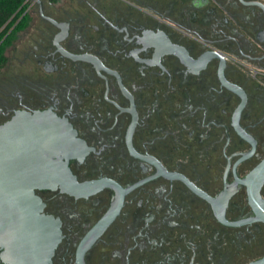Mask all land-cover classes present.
I'll return each instance as SVG.
<instances>
[{
  "label": "flooded vegetation",
  "instance_id": "af4514ba",
  "mask_svg": "<svg viewBox=\"0 0 264 264\" xmlns=\"http://www.w3.org/2000/svg\"><path fill=\"white\" fill-rule=\"evenodd\" d=\"M1 44L0 126L49 112L86 191L39 188L33 264H246L264 222V0H26ZM13 19H11L12 21ZM264 197V184L260 188ZM29 261V260H28ZM0 264H18L0 245Z\"/></svg>",
  "mask_w": 264,
  "mask_h": 264
},
{
  "label": "water",
  "instance_id": "95a60500",
  "mask_svg": "<svg viewBox=\"0 0 264 264\" xmlns=\"http://www.w3.org/2000/svg\"><path fill=\"white\" fill-rule=\"evenodd\" d=\"M66 126L49 112H19L0 126V245L18 264H33L39 253L51 256L60 238L50 229L54 219L43 213L39 188L62 186L86 191L101 181L78 183L62 153ZM253 211L251 220L264 222V159L242 181ZM29 260V261H28ZM246 264H264V255Z\"/></svg>",
  "mask_w": 264,
  "mask_h": 264
},
{
  "label": "trees",
  "instance_id": "16d2710c",
  "mask_svg": "<svg viewBox=\"0 0 264 264\" xmlns=\"http://www.w3.org/2000/svg\"><path fill=\"white\" fill-rule=\"evenodd\" d=\"M24 9V0H0V65L6 59L1 41Z\"/></svg>",
  "mask_w": 264,
  "mask_h": 264
},
{
  "label": "rangeland",
  "instance_id": "374dc122",
  "mask_svg": "<svg viewBox=\"0 0 264 264\" xmlns=\"http://www.w3.org/2000/svg\"><path fill=\"white\" fill-rule=\"evenodd\" d=\"M25 2H26V0H24V4H25ZM4 54H5V56H6V49L4 50ZM1 67V66H0Z\"/></svg>",
  "mask_w": 264,
  "mask_h": 264
}]
</instances>
